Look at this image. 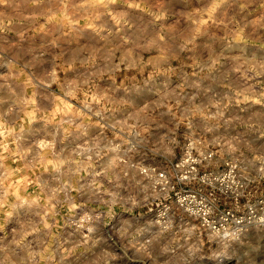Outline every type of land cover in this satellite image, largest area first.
<instances>
[{
    "label": "clouds",
    "instance_id": "obj_1",
    "mask_svg": "<svg viewBox=\"0 0 264 264\" xmlns=\"http://www.w3.org/2000/svg\"><path fill=\"white\" fill-rule=\"evenodd\" d=\"M0 264H264V0H0Z\"/></svg>",
    "mask_w": 264,
    "mask_h": 264
}]
</instances>
